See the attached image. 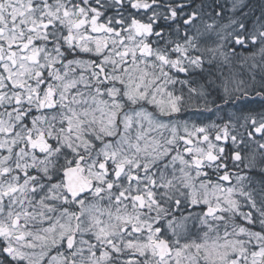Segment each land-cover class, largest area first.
I'll list each match as a JSON object with an SVG mask.
<instances>
[{
  "label": "snow or ice",
  "instance_id": "1",
  "mask_svg": "<svg viewBox=\"0 0 264 264\" xmlns=\"http://www.w3.org/2000/svg\"><path fill=\"white\" fill-rule=\"evenodd\" d=\"M0 264H264V0H0Z\"/></svg>",
  "mask_w": 264,
  "mask_h": 264
},
{
  "label": "trees",
  "instance_id": "2",
  "mask_svg": "<svg viewBox=\"0 0 264 264\" xmlns=\"http://www.w3.org/2000/svg\"><path fill=\"white\" fill-rule=\"evenodd\" d=\"M252 3H253L254 5H258L259 0H252Z\"/></svg>",
  "mask_w": 264,
  "mask_h": 264
}]
</instances>
